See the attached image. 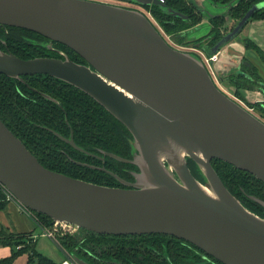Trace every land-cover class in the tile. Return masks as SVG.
<instances>
[{
    "label": "water",
    "instance_id": "water-1",
    "mask_svg": "<svg viewBox=\"0 0 264 264\" xmlns=\"http://www.w3.org/2000/svg\"><path fill=\"white\" fill-rule=\"evenodd\" d=\"M127 1L186 18L159 0ZM187 1L200 8L197 0ZM202 6L199 10L206 13ZM257 7L204 49L208 57L224 58L214 64L218 75L237 68L240 57L224 56L220 48L235 42ZM0 24L62 43L86 61L77 63L68 56L24 59L0 50V73L16 79L47 74L85 92L132 136L131 159L102 154L138 169L132 172L134 180L127 181L96 167L124 186L48 169L0 119V183L20 204L77 230L167 234L193 243L223 264H264V217L245 207L211 164L220 159L264 183V121L219 89L200 57L172 46L141 11L97 0H0ZM53 133L94 155L79 147L72 134L65 138ZM188 158L203 183L192 174ZM252 198L264 207L263 200ZM67 258L88 264L69 253Z\"/></svg>",
    "mask_w": 264,
    "mask_h": 264
},
{
    "label": "trees",
    "instance_id": "trees-1",
    "mask_svg": "<svg viewBox=\"0 0 264 264\" xmlns=\"http://www.w3.org/2000/svg\"><path fill=\"white\" fill-rule=\"evenodd\" d=\"M165 4L181 13H188L193 19L195 7L187 0H165ZM146 7L169 36L174 31L185 27L183 18L168 15L156 5ZM259 17L264 18V12ZM7 30L5 31L0 25V47L3 50L7 48L9 52L24 59L41 56L61 57L55 50L46 46L49 40L42 35L14 26H8ZM216 42L210 43L207 48L212 47ZM53 45L72 52L84 60L62 43L53 41ZM246 45L254 49L264 61V54L253 42L247 40ZM200 47L204 52V48ZM237 68L228 74L218 75L219 82L230 79L238 88H256L264 92V78L259 75L254 66H251L249 72L254 81H250L246 77L247 74L240 73ZM237 92L234 93L244 100V95ZM250 106L264 115V101L250 104ZM0 119L48 169L108 186L124 185L114 176L96 167H103L127 181H133L132 172L138 171L136 165L132 163L122 162L102 154L107 152L131 159L132 136L128 129L85 92L50 75L30 74L16 79L0 73ZM53 131L65 138H69L72 134L74 142L79 147L94 155L75 149L56 136ZM187 163L192 174L196 176L193 160L188 158ZM211 164L227 189L245 207L264 217V207L252 198L256 197L264 201V183L251 173L220 159L213 158ZM7 202L3 193H0V209H3ZM32 212L42 224H53L50 217L36 211ZM90 233V236L82 243L89 244L93 249L101 251L106 258L111 259L125 260L128 257L129 251L121 246L120 242L127 241L134 244L137 242L131 238L112 241L111 239L117 236ZM152 235H155L153 240L164 241L165 239L163 234ZM59 240V245L67 253H70L72 247L79 243V239L71 234H64L59 237ZM0 245L11 248L10 255L1 258L0 264H12L23 253L27 256L26 264L61 263L40 252L36 248V242L32 239L31 233L28 232L6 231L1 228Z\"/></svg>",
    "mask_w": 264,
    "mask_h": 264
},
{
    "label": "flooded vegetation",
    "instance_id": "flooded-vegetation-1",
    "mask_svg": "<svg viewBox=\"0 0 264 264\" xmlns=\"http://www.w3.org/2000/svg\"><path fill=\"white\" fill-rule=\"evenodd\" d=\"M98 1L109 3L107 0ZM116 1L122 4L131 3L127 0ZM162 3H165V0H163ZM206 3V13L200 11L202 10L200 5V10L197 7L193 9L194 14L192 17L194 20L188 15V13L184 14L180 12L186 16L184 19L185 27L183 29L174 31L170 36L172 39H170L171 42L175 46L178 45L179 49L186 51L192 50L201 56L200 53L204 54V52L201 50L200 46H202L204 49H207L210 43L216 42L217 39L219 40L223 35L230 32L243 17V15L254 5H257L258 7L252 13L251 17L243 26L242 30L252 21H264V18L259 17L264 12V0H206ZM125 7L127 6L125 5ZM0 25L5 29V31H8V25ZM242 30L236 37H234L235 43L233 45V47L236 49H239L241 46L243 51L237 64L239 72L247 74L246 77L250 81H254L253 77L249 75L251 66H254L257 69L259 75L264 78V61L260 59L259 55L254 49L247 47V40L253 42L263 54L264 50L249 37L241 35ZM48 45H50L49 49L55 50L58 55L61 56L56 58L63 59L64 56H68V58L77 63L87 64L74 53L54 46L53 42L50 40L46 43L47 47H49ZM185 45L193 46L190 48ZM224 47L225 46H222L220 48L221 53L224 52ZM0 50L9 52L7 48L3 50L0 47ZM232 68L233 65L229 67V70ZM233 70L234 69L231 71ZM232 74L236 75V73ZM90 232L91 231L88 232L85 229H79L78 232L70 233L79 239V243L72 247V250L69 253L71 258L78 257L86 261L88 264H223L193 243L167 234H163L165 236L164 241L153 240L155 235L152 234V236L150 234L114 235L117 237H113V239H111L112 241L131 238L133 240H137V242L136 244L127 241L119 243L127 251H129V255L125 258V260L106 258L101 251L93 249V247L87 243L85 245L82 243L88 236H90ZM109 238L110 237H108V239Z\"/></svg>",
    "mask_w": 264,
    "mask_h": 264
},
{
    "label": "crops",
    "instance_id": "crops-1",
    "mask_svg": "<svg viewBox=\"0 0 264 264\" xmlns=\"http://www.w3.org/2000/svg\"><path fill=\"white\" fill-rule=\"evenodd\" d=\"M197 2H199V5L202 4L203 6L202 5L201 6L204 7V3L206 2V0H197ZM206 7H207V3H206ZM206 7H204L205 10H206ZM241 35L249 37L252 41H254L256 44H258L264 50V21H252V22H250L242 30ZM234 43L235 42H232V43L226 45L223 48V51L225 52V54L228 57H232V56L241 57V55L243 53L242 48L240 45H239L240 46L239 49L234 48L233 47ZM228 49H235L239 53H237V52L236 53H229ZM246 94H248L249 98H250V96H253V98L255 97L254 99L256 101L262 102L264 100V96L261 95L258 91H247ZM1 228H4L8 231L31 233L32 239L36 242V248L37 249H38V246H37L38 245L37 244L38 237H40V238L43 237V238H48L49 240H53L51 237L47 236L46 234H45V236L39 235L40 229H42V228L35 222V219L32 216H30L28 213L22 211L19 208V206L13 201H8L5 205V207L3 209H0V229ZM0 247L8 248L7 251L5 250L2 252L0 259L10 255V253H11L10 246L0 245ZM63 251H64L63 254H61L62 258L57 260L58 262H61L65 259H68L67 258L68 254L65 252V250H63Z\"/></svg>",
    "mask_w": 264,
    "mask_h": 264
},
{
    "label": "rangeland",
    "instance_id": "rangeland-1",
    "mask_svg": "<svg viewBox=\"0 0 264 264\" xmlns=\"http://www.w3.org/2000/svg\"><path fill=\"white\" fill-rule=\"evenodd\" d=\"M98 1V0H97ZM107 2L111 3V4H122V3H118V1L116 0H107ZM122 6H125V4H122ZM128 7V6H127ZM204 7H206V2L204 3ZM171 39V38H170ZM172 40V39H171ZM175 42V41H174ZM173 44V43H172ZM174 47H178L175 46L174 44L172 45ZM185 46H188L190 48H192L193 45H185ZM182 47V46H181ZM189 52H192L194 53L195 55H197L198 57L199 54L197 52H194L192 50H188ZM229 53H239L238 51H236L235 49H228ZM224 56H226L225 52L223 53ZM217 60L218 61H223L224 58H220L219 55H217ZM252 58V57H251ZM214 65V64H213ZM215 67L217 68H220V69H224L221 67V64H218L216 65ZM214 75L216 77V84L219 85V88H221L222 90H224V92L226 94H229L230 97H236L238 96L240 98L239 95H236L234 92L235 91H238L237 93L238 94H241V95H244V100L240 98V100L242 101V103L249 107L251 109V111L253 112V114H255L256 116H258V118H260L262 121H264V115H261L259 111H257L254 107L250 106V104H254L256 102H259V101H256L253 96H248L247 91H258L261 95L264 96V92H261L260 90H257L256 88H252V89H246V88H238L237 86H235L234 82L231 81L230 79H227V80H223L222 82H219V79H217L218 77V74L217 72L215 71L214 69ZM235 90V91H234ZM238 98V99H239ZM234 99V98H233ZM264 101V100H263ZM194 169V174L197 176H195L200 182L203 183V180H202V177L200 176V171L199 169L196 168V166L193 167ZM0 193H2L0 191ZM38 220V219H37ZM39 221V220H38ZM39 223L41 224V226L43 227V229H47L45 231H43L42 229H40V232H39V235L41 236H45V233L47 231H50L51 232V235L50 237L54 240H49L48 238H43V237H38V242H37V246H38V250L41 251L43 254L49 256L51 259L53 260H59L62 258L61 254H63V249L58 245L59 244V237H62V235L64 234H70V233H74V232H78V230L75 228V227H69L68 225H64V224H59V223H53V224H50V225H44L42 224L40 221ZM8 231V230H6ZM38 235V236H39ZM56 240V241H55ZM8 248H4V247H0V256L2 254L3 251H7ZM66 252V251H65ZM67 253V252H66ZM68 254V253H67ZM27 256L25 255V253L21 254L20 256H18L12 264H26V258Z\"/></svg>",
    "mask_w": 264,
    "mask_h": 264
},
{
    "label": "built area",
    "instance_id": "built-area-1",
    "mask_svg": "<svg viewBox=\"0 0 264 264\" xmlns=\"http://www.w3.org/2000/svg\"><path fill=\"white\" fill-rule=\"evenodd\" d=\"M161 2H163V0H160ZM125 5L126 6H128V7H130V8H134V9H137V10H139V11H141L143 14H145L147 17H148V19L151 21V23L157 28V30L159 31V33L164 37V39L166 40V41H168L171 45H173L172 44V42H171V40H170V36L169 35H167L164 31H163V29L159 26V24L157 23V21L155 20V18L153 17V15L151 14V11L147 8V7H145V6H141V5H138V4H134V3H129V4H127V3H125ZM201 54V56H200V58H201V60H202V62L204 63V65L206 66V68H207V70H208V72H209V74H210V76H211V78L213 79V82L215 83L217 80H216V77H215V75H214V68H213V64L216 62V60H217V54H215V55H213V56H211V57H208V56H206L205 54H203V53H200ZM217 79H218V77H217ZM217 83V82H216ZM215 83V85H217V87L219 88V85L218 84H216ZM219 89H221V88H219ZM222 90V89H221ZM222 91H224V90H222ZM229 95V94H228ZM230 96V95H229ZM234 98V100H236L237 102H239L240 104H242L244 107H246L247 109H249L250 111H251V109L249 108V107H247V106H245L243 103H242V101L240 100V99H238L237 97H233ZM0 191L3 193V195H4V197H5V199L7 200V201H13V202H15L18 206H19V208L22 210V211H24V212H26V213H28L30 216H32L34 219H35V222L43 229V227L40 225V223H39V221L37 220V218H36V216L33 214V212H31L29 209H27L26 207H24L22 204H20L14 197H13V195L0 183ZM45 230H47V229H45ZM45 230H43V231H45ZM47 236H49L50 237V235H51V232L50 231H47L46 233H45ZM60 264H74V263H72L70 260H68V259H65V260H63V261H61V263Z\"/></svg>",
    "mask_w": 264,
    "mask_h": 264
},
{
    "label": "bare ground",
    "instance_id": "bare-ground-1",
    "mask_svg": "<svg viewBox=\"0 0 264 264\" xmlns=\"http://www.w3.org/2000/svg\"><path fill=\"white\" fill-rule=\"evenodd\" d=\"M204 189L210 193V191L208 189H206L205 187H204Z\"/></svg>",
    "mask_w": 264,
    "mask_h": 264
}]
</instances>
